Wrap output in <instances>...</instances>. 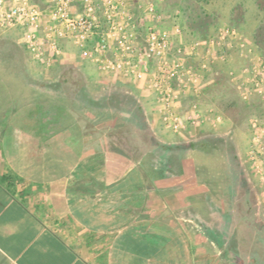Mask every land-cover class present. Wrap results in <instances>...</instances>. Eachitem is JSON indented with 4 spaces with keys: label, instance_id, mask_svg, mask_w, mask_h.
Segmentation results:
<instances>
[{
    "label": "crops",
    "instance_id": "0c3cea01",
    "mask_svg": "<svg viewBox=\"0 0 264 264\" xmlns=\"http://www.w3.org/2000/svg\"><path fill=\"white\" fill-rule=\"evenodd\" d=\"M0 100V264H244L259 248L227 217L195 229L211 227L190 213L207 205L205 184L167 191L138 156L95 146L82 128L92 123L53 129L49 117L21 120L35 105ZM7 134L23 145L3 150Z\"/></svg>",
    "mask_w": 264,
    "mask_h": 264
},
{
    "label": "rangeland",
    "instance_id": "374dc122",
    "mask_svg": "<svg viewBox=\"0 0 264 264\" xmlns=\"http://www.w3.org/2000/svg\"><path fill=\"white\" fill-rule=\"evenodd\" d=\"M161 1L166 14L179 10L184 38L199 39V51L216 37L220 26H233L237 31L233 47H226L230 58L216 61L215 72H211L213 65L199 89L201 101L213 104L225 115L222 125L205 126L199 133H174L154 115V98L142 83L130 78H102L92 64L77 60H66L44 73L16 31L0 38V97L20 107L30 105L31 109L35 105L34 111H20L21 120L25 115L33 120L49 117L53 129L65 123L73 131L81 122L92 123V127L82 128L99 137L95 146L106 142L110 148L138 156L153 182L165 177L167 181L181 180L178 185H183L187 176H176L174 169L182 163L191 166L197 182L185 188L199 184L209 188L207 205L191 208L190 213L192 217L210 216L211 227L200 222L195 229L219 230L221 217L237 220L226 224L228 230L235 224L245 237L257 233L259 239L257 250L244 253V264H264V199L247 158L250 119L257 117L264 124V8L255 0ZM240 42L245 44L243 55ZM248 47L258 60L255 66L263 77V91L257 92L247 83L245 87L252 91L243 98L229 72L249 64ZM6 137L5 151L23 145L13 143L9 134Z\"/></svg>",
    "mask_w": 264,
    "mask_h": 264
},
{
    "label": "built area",
    "instance_id": "2783aa9c",
    "mask_svg": "<svg viewBox=\"0 0 264 264\" xmlns=\"http://www.w3.org/2000/svg\"><path fill=\"white\" fill-rule=\"evenodd\" d=\"M161 0H0V38L20 32L25 47L44 73L77 60L92 64L102 78H130L147 87L154 115L174 133H199L222 125L225 115L199 98L204 75L216 61L230 58L237 31L220 26L199 51V39L184 38L179 10L166 14ZM172 20L170 27L163 26ZM178 38V39H176ZM240 44L243 55L244 42ZM72 48V51L69 49ZM248 65L229 73L247 98L250 87L262 92L258 60L246 50ZM247 158L264 199V124L250 119Z\"/></svg>",
    "mask_w": 264,
    "mask_h": 264
},
{
    "label": "trees",
    "instance_id": "16d2710c",
    "mask_svg": "<svg viewBox=\"0 0 264 264\" xmlns=\"http://www.w3.org/2000/svg\"><path fill=\"white\" fill-rule=\"evenodd\" d=\"M255 3L259 8H264V0H255ZM190 17H191V14H190ZM189 25L191 26V29L194 28L192 23H189ZM172 168H175V167L172 166ZM174 173L178 177L187 176L185 178L186 180L183 182V185H178L181 183V180L173 181L174 180L173 179L171 181H167V178H165V177H163L159 181H157V185L167 187V189H166L167 191H172V190H176V189L185 188L186 186H189V185L197 182V180L193 179V175H195V174L191 171V166H188L186 164H183V163L178 164L176 166V168L174 169ZM152 181L153 180L151 179L150 182H152ZM176 185H178V186H176Z\"/></svg>",
    "mask_w": 264,
    "mask_h": 264
}]
</instances>
